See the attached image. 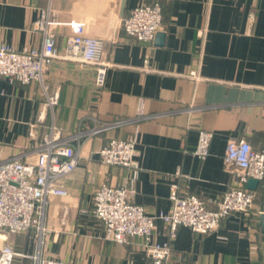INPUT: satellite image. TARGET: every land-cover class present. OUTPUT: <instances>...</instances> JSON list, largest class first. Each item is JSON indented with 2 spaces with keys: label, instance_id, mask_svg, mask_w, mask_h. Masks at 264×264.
<instances>
[{
  "label": "crops",
  "instance_id": "0c3cea01",
  "mask_svg": "<svg viewBox=\"0 0 264 264\" xmlns=\"http://www.w3.org/2000/svg\"><path fill=\"white\" fill-rule=\"evenodd\" d=\"M146 3L161 6L162 23L152 41L140 42L120 24ZM43 10L55 22L58 52L73 21L102 40L105 83L95 88L92 64L54 58L44 75L47 93L58 94L51 109L40 83L0 77V160L32 161L51 124L72 133L123 121L74 142L76 167L61 178L71 198L50 196L42 242L34 230H0V247L10 244L21 253L12 264H34L35 257L150 264L141 237L123 244L105 239L88 211L99 184H122L129 176L128 167L102 163L98 150L112 137L134 136L141 169L133 200L148 214L168 212L172 183L179 195L194 194L214 209L233 181L223 166L228 139L243 137L264 149V0H0V40L18 50L39 48L42 35L33 25ZM200 129L212 132L205 158L192 154ZM251 190L250 211L226 216L208 233L179 225L169 240L167 225L156 217L152 241L170 243L164 264H264V182Z\"/></svg>",
  "mask_w": 264,
  "mask_h": 264
},
{
  "label": "built area",
  "instance_id": "2783aa9c",
  "mask_svg": "<svg viewBox=\"0 0 264 264\" xmlns=\"http://www.w3.org/2000/svg\"><path fill=\"white\" fill-rule=\"evenodd\" d=\"M162 23L161 6L146 3L133 7L122 17L121 27L125 33L140 42H150ZM55 22L49 10L40 12L34 29L42 35L39 48L15 49L0 40V77L17 80L23 84L40 83L44 106L51 109L58 101V94H48L44 75L54 58L80 61L96 68L94 86H104L109 64L102 59L103 42L100 38L85 33L82 22H71V34L67 37L62 52L55 46ZM41 118L38 116V120ZM39 120V121H40ZM123 120H115L104 126L88 130L82 128L65 133L62 128L51 124L34 147V159L23 161L19 155L0 160V230L29 232L34 230L40 243L47 229L43 224L45 207L50 196L71 198L61 183V178L74 170L77 150L74 142L84 135H92L101 129L115 127ZM30 136L35 135L32 129ZM212 132L200 129L192 154L205 158L209 153ZM99 159L106 165L129 168V176L122 184L103 182L91 197L89 212L101 223L103 237L117 243H128L129 238L139 236L151 259L150 264H164L170 254V243L152 241L151 235L156 217L168 227V238L172 240L179 225L204 234L216 230L226 216L240 212L247 214L252 208L255 192L246 187L249 178L264 182V149L254 148L246 138H229L223 156V166L233 173V181L211 209L206 200L194 194L179 195L177 186H170V209L157 216L150 215L145 208L133 200L135 183L141 169L135 155V138L112 137L98 150ZM21 255L10 244L0 247V264H12L14 256ZM34 264H67L63 260L40 259Z\"/></svg>",
  "mask_w": 264,
  "mask_h": 264
},
{
  "label": "water",
  "instance_id": "95a60500",
  "mask_svg": "<svg viewBox=\"0 0 264 264\" xmlns=\"http://www.w3.org/2000/svg\"><path fill=\"white\" fill-rule=\"evenodd\" d=\"M157 36L162 37V33H158ZM259 183V180L256 178H249L246 182V187L249 189H255ZM260 227L261 230L264 232V212L260 214Z\"/></svg>",
  "mask_w": 264,
  "mask_h": 264
}]
</instances>
